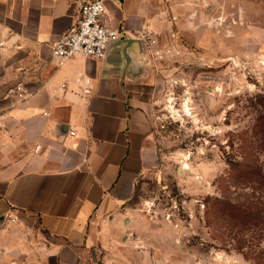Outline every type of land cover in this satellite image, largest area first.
Instances as JSON below:
<instances>
[{
  "label": "crops",
  "instance_id": "obj_1",
  "mask_svg": "<svg viewBox=\"0 0 264 264\" xmlns=\"http://www.w3.org/2000/svg\"><path fill=\"white\" fill-rule=\"evenodd\" d=\"M211 2L106 0L102 22L122 44L106 60L58 66L52 46L76 21L79 0H0L1 254L34 264H106L125 249L138 263L156 258L155 226L132 205L159 159L143 90L150 52L141 56L138 40L144 31L161 43L192 36L186 29ZM18 82L30 94L24 103L8 94Z\"/></svg>",
  "mask_w": 264,
  "mask_h": 264
},
{
  "label": "rangeland",
  "instance_id": "obj_2",
  "mask_svg": "<svg viewBox=\"0 0 264 264\" xmlns=\"http://www.w3.org/2000/svg\"><path fill=\"white\" fill-rule=\"evenodd\" d=\"M206 8L186 29L192 36L172 35L149 53L143 90L159 159L132 205L155 226L158 255L140 264H264V0ZM216 200L257 216L216 219ZM125 250L106 264H139ZM0 264L34 263L0 253Z\"/></svg>",
  "mask_w": 264,
  "mask_h": 264
},
{
  "label": "built area",
  "instance_id": "obj_3",
  "mask_svg": "<svg viewBox=\"0 0 264 264\" xmlns=\"http://www.w3.org/2000/svg\"><path fill=\"white\" fill-rule=\"evenodd\" d=\"M105 3L106 0H79L80 12L76 21L52 46V55L58 66L76 56L103 60L109 44L122 38L118 30L102 22ZM139 39L147 44L150 53H158L156 49L159 46V40L155 34L144 31ZM92 90L90 81L86 80L81 87V95L85 100L92 95ZM8 94L17 96L23 103L30 96L21 82L10 87ZM72 134L74 135L75 132ZM201 208L204 209L205 204H202Z\"/></svg>",
  "mask_w": 264,
  "mask_h": 264
},
{
  "label": "trees",
  "instance_id": "obj_4",
  "mask_svg": "<svg viewBox=\"0 0 264 264\" xmlns=\"http://www.w3.org/2000/svg\"><path fill=\"white\" fill-rule=\"evenodd\" d=\"M226 214L228 217L239 219L245 221L249 218H255L257 212L255 211H240L235 205L229 203L225 200H216L214 208L212 210V215L216 219L220 218V215Z\"/></svg>",
  "mask_w": 264,
  "mask_h": 264
},
{
  "label": "water",
  "instance_id": "obj_5",
  "mask_svg": "<svg viewBox=\"0 0 264 264\" xmlns=\"http://www.w3.org/2000/svg\"><path fill=\"white\" fill-rule=\"evenodd\" d=\"M138 41H140L141 47H142V55L141 56H143L144 58H146V55L148 53L147 44L145 42L141 41V40H138ZM122 42H123V40L121 38V39H119L117 41H114V42L110 43L109 46H108V48H107L106 55H105V57H104L103 60H106L108 58V55L110 54L111 50L113 48H115L116 46L122 44ZM129 47H130V45H127L126 48H125V50H128ZM178 173L181 174V175L184 174L181 166L178 168ZM129 220L130 219H127L126 220V224L129 223Z\"/></svg>",
  "mask_w": 264,
  "mask_h": 264
},
{
  "label": "bare ground",
  "instance_id": "obj_6",
  "mask_svg": "<svg viewBox=\"0 0 264 264\" xmlns=\"http://www.w3.org/2000/svg\"><path fill=\"white\" fill-rule=\"evenodd\" d=\"M171 108L174 110V112H176L175 111V109H174V107L171 105ZM184 110L187 112V113H189V111H190V109H189V106H188V104H184ZM181 168H182V170H183V172L188 168V165L187 164H184V165H182L181 166Z\"/></svg>",
  "mask_w": 264,
  "mask_h": 264
}]
</instances>
